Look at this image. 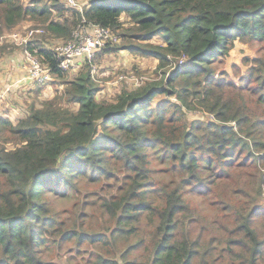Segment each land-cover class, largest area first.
Masks as SVG:
<instances>
[{
	"label": "trees",
	"instance_id": "trees-1",
	"mask_svg": "<svg viewBox=\"0 0 264 264\" xmlns=\"http://www.w3.org/2000/svg\"><path fill=\"white\" fill-rule=\"evenodd\" d=\"M31 2L0 0V36L28 15L63 41L101 24L124 38L105 51L160 63L108 100L89 64L68 78L29 44L54 73L31 90L61 88L13 98L16 123L0 94V264H264V45L242 73L218 63L264 42V0Z\"/></svg>",
	"mask_w": 264,
	"mask_h": 264
},
{
	"label": "rangeland",
	"instance_id": "rangeland-1",
	"mask_svg": "<svg viewBox=\"0 0 264 264\" xmlns=\"http://www.w3.org/2000/svg\"><path fill=\"white\" fill-rule=\"evenodd\" d=\"M33 0H22L25 5L32 3ZM55 0H43L44 3L50 5ZM63 2L65 5H68V0H59ZM76 5L80 6L83 2L87 0H74ZM54 13V12H53ZM56 14H54L55 16ZM125 26H128V17L123 15L122 17ZM27 26L37 27V26H44L42 22L37 21L32 16L28 15L27 18L23 19L19 24L14 26L12 29H7L2 33V37H8L13 32L21 31L24 32ZM81 26L75 33V37L78 38L82 35L86 29L82 28ZM122 30L113 31L117 35V40L113 41V45H118L124 42V38L119 34ZM33 42H41V44L47 45L53 49L58 47L59 45L63 44L64 41L60 38L52 37L50 34H40L36 35L35 38L32 40ZM151 43L157 44V40L150 41ZM243 48L238 49L237 45L230 48L228 57L224 58V60L219 61L220 67L225 69L230 74L235 73H242L246 70V65L243 62L244 56L248 55L249 53H257L259 47L264 45V42L258 41H249L247 43L240 42ZM3 48V52L0 54V75H5L7 73L18 72L16 74L23 73V75L29 76V72L26 71L24 68H18V65L12 63V65L7 64L5 59L2 57H16L17 55H25L24 48L16 45L14 43L4 42L0 44ZM160 63V60L156 57L152 56H143L140 54H135L130 52L127 49H119V50H112V51H105L102 49L95 60V67L96 71L92 74L95 82L101 86V90L98 92L97 96L99 98H104L108 100H116L120 94L124 91H130L141 85L144 81L150 80L157 76V67ZM165 69H168L166 67ZM86 68L80 67L78 70H67L68 78H74L79 76L82 73H85ZM160 71V70H159ZM13 75V74H11ZM9 78L7 81H10ZM55 80V84L53 85V89H55L57 83V87L61 88L59 83V79L57 77L53 78ZM61 82V81H60ZM0 83V87H1ZM30 85L36 86L37 83L34 81L30 83ZM35 91V89H33ZM54 91V90H53ZM48 94H40L35 95L34 98L36 99H43L48 97ZM22 97L21 92L18 88L13 89L10 96L11 100L13 98ZM30 96L28 95V98ZM175 100V99H174ZM9 102V99H6ZM15 101V100H13ZM22 109H20L21 116L24 115ZM18 115V116H19ZM15 117L14 123L17 122L19 119ZM188 117L190 119L194 117L199 118H209L213 117L212 114H208L202 110H195L188 113ZM9 147H12L13 144H8ZM168 178V177H166ZM85 182V181H84ZM101 185V182H96L95 184H91L89 187L91 189L98 188ZM70 204V201H57L55 206L57 208L67 207Z\"/></svg>",
	"mask_w": 264,
	"mask_h": 264
},
{
	"label": "built area",
	"instance_id": "built-area-1",
	"mask_svg": "<svg viewBox=\"0 0 264 264\" xmlns=\"http://www.w3.org/2000/svg\"><path fill=\"white\" fill-rule=\"evenodd\" d=\"M68 5L83 10L84 5H76L74 0H68ZM85 21V20H84ZM85 28V31L78 38L64 41L63 44L55 48L59 57V68L63 70H78L82 65L89 64L91 71H96L95 60L98 53L106 47L109 41L117 40V35L108 27L101 24H87L80 27ZM46 31L43 27L27 26L24 32L16 31L8 35V37L0 36V44L4 42L14 43L24 48L19 67L24 68L29 72V80L41 85L44 81H50L52 73L51 68L43 63L36 53V50H31L28 46L36 35L44 34ZM15 87V81L6 86V91Z\"/></svg>",
	"mask_w": 264,
	"mask_h": 264
},
{
	"label": "crops",
	"instance_id": "crops-1",
	"mask_svg": "<svg viewBox=\"0 0 264 264\" xmlns=\"http://www.w3.org/2000/svg\"><path fill=\"white\" fill-rule=\"evenodd\" d=\"M2 58L5 59L7 64L12 65V63H13L15 65H18V68H20L19 64H20L21 60H23L22 55H17L16 57H8V58H6V56H5ZM16 73H18V72H12L11 74H13V75H11L10 73H7L5 75H0V83L2 84L0 87V94L3 98H5V100L9 99V104L6 101L7 102L6 111L8 110L9 114L12 113L11 114L12 119H15V117H17L20 114V109H22L23 111H25V110H24V108H21L20 106L14 105L13 102L11 101V99L8 98L10 96L11 92L7 94L8 91H6V93H5V86L8 83L15 81V89L18 88L19 91L21 92V94L27 96V93L25 92V90H27L28 94L31 98H33V96L35 95V91L31 90L32 87H29L31 81L29 80L28 76L27 75L24 76L23 73H20V71H19V74H16ZM9 78H11L10 81H7ZM30 86H33V85H30ZM53 90H54L53 86H48V85L46 87L43 86V90L41 91L40 94L42 95V92H43V94L49 93V95H51L50 93H52ZM18 98H20V97H18ZM11 108H12V111H10ZM2 114H5V112L4 113L2 112ZM20 117H22V116L19 115L18 118H20Z\"/></svg>",
	"mask_w": 264,
	"mask_h": 264
},
{
	"label": "clouds",
	"instance_id": "clouds-1",
	"mask_svg": "<svg viewBox=\"0 0 264 264\" xmlns=\"http://www.w3.org/2000/svg\"><path fill=\"white\" fill-rule=\"evenodd\" d=\"M42 35V34H41ZM33 42V41H32ZM22 47V46H21Z\"/></svg>",
	"mask_w": 264,
	"mask_h": 264
}]
</instances>
